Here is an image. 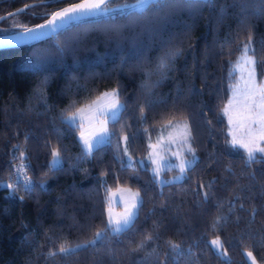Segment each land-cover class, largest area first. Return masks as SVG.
Wrapping results in <instances>:
<instances>
[{
  "label": "trees",
  "instance_id": "1",
  "mask_svg": "<svg viewBox=\"0 0 264 264\" xmlns=\"http://www.w3.org/2000/svg\"><path fill=\"white\" fill-rule=\"evenodd\" d=\"M77 1L0 0V17L8 15L0 25L18 17L24 25L13 30L22 29ZM231 3L185 5L163 24L165 43L142 37V55L133 56L128 42L109 40L111 25L93 18L40 41L0 48V264H173V258L175 264H250L245 251L264 264V157L249 162L244 149L231 146L223 114L237 78L232 65L246 42L258 62L257 78H264V14H253L259 0H248L246 13L237 5L221 18V6ZM132 13L123 7L113 15ZM37 50L46 58L31 59ZM169 51L178 55L162 74L158 58ZM121 54L130 57L126 63ZM114 88L126 108L109 121L108 141L85 153L78 126L70 129L62 118ZM177 119L189 125L195 161L182 179L159 185L147 157L149 137ZM125 136L130 155L144 166L123 163ZM53 150L61 158L56 167L50 166ZM18 163L26 165L30 191L13 184ZM103 184L139 192L130 230L105 231L94 246L61 254L62 246L85 244L105 228ZM214 237L227 258L212 248ZM172 244L180 251H171Z\"/></svg>",
  "mask_w": 264,
  "mask_h": 264
},
{
  "label": "snow or ice",
  "instance_id": "2",
  "mask_svg": "<svg viewBox=\"0 0 264 264\" xmlns=\"http://www.w3.org/2000/svg\"><path fill=\"white\" fill-rule=\"evenodd\" d=\"M42 3L46 4L48 2H53V0H41ZM215 0H136L135 4H125L123 7H131L133 10L130 16H116L113 13L120 10V5L112 7L111 5L116 4V0H84L83 3L72 4L68 8H64L59 11L51 13L50 19H45L43 24H37L34 27H23L22 30L17 33L18 37L24 41H40L41 38L51 37L58 32H66L70 27L77 26L79 22L85 20V18L103 19L108 22L111 26L108 29L112 33L109 36V40H115L117 45H121L124 42L130 43L133 47L132 55H142V49L138 45L142 44V37L147 35L149 40L158 39L161 43H165L163 36L161 34L163 24L173 17V15L179 12L185 5H187L192 10H199L193 6H203V5H214ZM248 0H232L231 4H225L221 6L219 10V15L221 18L227 14V9L229 7L240 6L241 13H246ZM261 5L260 8L254 9L253 14L259 15L264 14V0H259ZM33 7L30 5H25V8ZM22 11V10H21ZM9 15H12L11 13ZM35 15V14H34ZM47 15V14H44ZM116 19H127L125 24H116ZM139 28V31L136 29ZM7 31V30H4ZM75 37H70L69 41L75 40ZM25 47H32V45H24ZM57 52L62 54L65 50L64 46L57 43L55 45ZM249 48V44H245L244 53L242 54V59L244 63L239 65L242 71L247 73L246 76H242L243 87L233 86L232 87V97L229 99L228 104L225 105L223 109V114L228 117L229 124H237L241 128L245 129L247 135L250 137L248 143L240 144L239 141L233 139L231 146L240 147L247 150L248 160L251 162L255 159L257 153L264 154V147L253 148V145H258L260 142H264V82L259 84L256 81V65L252 57L247 56L246 52ZM178 53L165 52L161 57L158 58L156 65V71L162 74L170 69L171 63L174 61ZM31 59H44L46 56L37 50L35 53L31 54ZM130 58L125 54H121L120 60L121 64L126 63L127 59ZM247 65V67H245ZM19 67V66H18ZM151 75V73H148ZM79 88V85L77 86ZM142 87L147 88V85H142ZM108 99L102 101L98 98L93 101L86 108H77L75 112H72L69 116L63 117L65 123L71 129L76 125L77 117L83 119V113H90V120L97 121L99 116H105V120L98 121L99 127L95 128L87 137L81 132V142L85 153H91L94 148L99 147L101 144L105 143L110 137L109 130L107 128V123L109 121L115 122L118 120L121 111L126 108V105L121 103L117 99V90L113 89L111 93L105 94ZM145 119V114L141 113V122ZM173 122L168 121L166 127H172ZM188 135V126L184 125L183 128L177 126L175 136L171 133L169 135V143H175L177 137H182L181 143L185 142ZM125 140L128 139L127 136L124 137ZM162 142V141H161ZM151 147V145H150ZM189 152L193 150L188 149ZM52 155V167H55L61 163L58 150H54ZM125 155H127V150H125ZM175 155V154H174ZM193 162L184 161L180 164L181 177L182 178L185 167H191ZM154 176H158V173L153 172ZM161 183H168L166 181H160ZM32 187L31 182L25 184L26 190L30 191ZM44 185H41L43 188ZM203 187V185H201ZM139 193H131L127 200H122L124 203V211L119 215V218H113L111 212L108 214V220L104 229L96 232L95 238L85 244L76 245L74 248L61 247V254L72 253L78 249L86 248L89 245H95L99 241L105 231H110L112 235L119 236L122 233L130 230L135 218H137V208L139 206L138 201ZM205 199H207V193H205ZM152 237H148L151 240ZM215 247L217 241L212 242ZM145 245L142 243L138 246V249H142ZM170 250L173 252H179V246L172 244ZM217 252L219 249L217 248ZM149 256L152 253L148 254ZM249 257L252 253L247 254ZM167 259V257H166ZM173 264H175V258H173ZM254 264V260H253Z\"/></svg>",
  "mask_w": 264,
  "mask_h": 264
},
{
  "label": "rangeland",
  "instance_id": "3",
  "mask_svg": "<svg viewBox=\"0 0 264 264\" xmlns=\"http://www.w3.org/2000/svg\"><path fill=\"white\" fill-rule=\"evenodd\" d=\"M135 3H136V1H134V0H132V1L131 0H125V1H122L120 3L111 5V6L116 7L117 5H120L121 6L120 9H121V8H123V5H125V4L131 5V4H135ZM7 16L8 15L1 16L0 19L6 18ZM15 25H24V23L18 17L9 19L6 22V24L0 25V34H7V33H12V32H16V31L21 30V29L13 30V27ZM4 30H7V31H4ZM245 44H249V48L246 52V55L250 56L254 59V57L249 53V50L251 48V42L249 41V42H246ZM245 44H244V46H245ZM244 46L242 48L241 53L238 56V59L232 65L233 66L232 71H234L237 75L236 81L234 82L232 87L233 86L243 87L242 76L247 75V73L245 71H242L241 68L239 67V65H242L244 63V61L242 59V54L244 53ZM245 67H247V65H245ZM256 81L259 84L260 82H264V78L259 80L256 76ZM112 91H113V89L104 91L101 94H99L98 96H96L94 99H92L91 101L86 102L85 104L81 105L78 108H86L87 105H90L93 101H96L98 98H100L102 101H106L108 98L105 97V94L111 93ZM231 97H232V92L230 94L229 99ZM117 99L119 100L118 96H117ZM229 99L226 102V104H228ZM75 111H76V109L72 112H75ZM72 112L68 113L65 117L69 116ZM82 115H83V119H81L80 117H77L76 125H75V126H78V128H79L78 137H79L80 142H81V139H80L81 132H83L85 137H87L92 131L95 130V128L99 127L98 121L105 120V116H99L97 121H92V120H90L91 114L88 112H84ZM226 118H227V122H228V126H229L228 132L231 136L232 141H233V139H235V140L239 141L240 144L248 143L250 140V137L247 135L245 129L241 128L237 124L230 125L227 116H226ZM170 121L173 122L172 127H166V125L168 124V121H167L166 123L159 126L157 132L154 135H151V136L149 135L150 136L149 142H148L149 151L147 153V157L151 161V168H150L151 172L153 173L155 171L156 173H158V176H154V178L156 179V181L158 182L159 185L163 184L160 181L172 182V181H178V180L182 179L184 174H185L186 169L188 168L187 165L185 167V171L183 172L182 178L174 179L177 177H181L180 164L184 161H191L193 163L195 161V156L193 155V151L192 152L188 151L189 148H191L193 150V147L191 145L190 130H189V125H188L187 121L183 120V119L170 120ZM108 124H109V122L107 123V128L109 130ZM184 125L188 126V135H187L186 141L181 143L182 137H177L175 143H169L168 141H169L170 133L173 136H175L177 126H179L180 128H183ZM107 141H108V139L106 140V142ZM81 144H82V142H81ZM150 145H151V147H150ZM256 147H260V143L258 145H253L254 149ZM125 150H127V155H125ZM247 155H248V153H247ZM52 159L53 158H51V160H50V166L51 167H52V165H51ZM59 159L61 161L60 156H59ZM122 159H123V163L126 165L144 166V161L142 159H139L138 163H136L134 158L130 155L128 148H127V142L125 139H123V141H122ZM172 168H175L176 171H172V172H168V173L164 172L165 170H171ZM103 189H104L105 198H106V220H108L109 212H111V215L113 218H119V215L121 213H123V211H124V203L122 202V200H127L131 193H139L136 189L126 187V186H120V185H118L116 187H110L108 185L103 184ZM137 199H138V201H140V195L138 196ZM106 223H107V221H106ZM93 239H91V240H93ZM213 241H217V244L215 247L212 244ZM209 242H210L212 248L216 252H217V248L219 249V252H217V253H219L220 256H222L223 258H227V254H226V252L222 246L221 240L218 237H214V238L210 239ZM249 252L250 251L244 252L247 261L250 264H253V260H254V264H260L256 261V259L254 258L253 255L251 257H249L247 255Z\"/></svg>",
  "mask_w": 264,
  "mask_h": 264
},
{
  "label": "water",
  "instance_id": "4",
  "mask_svg": "<svg viewBox=\"0 0 264 264\" xmlns=\"http://www.w3.org/2000/svg\"><path fill=\"white\" fill-rule=\"evenodd\" d=\"M134 1H136V0H134ZM83 2H84V0H79L75 3H83ZM75 3H72V4H75ZM72 4L66 5L65 7L61 8L59 10H62L64 8H68ZM59 10H56V11H59ZM50 18H51V14H49L45 19H50ZM45 19L41 22H38L34 25H30L28 27H34L37 24H43L45 22ZM21 30L16 31V32H12V33H7V34H0V48L12 47V46H17V45L28 44V43L34 42V41L21 40L17 35V33H19Z\"/></svg>",
  "mask_w": 264,
  "mask_h": 264
},
{
  "label": "built area",
  "instance_id": "5",
  "mask_svg": "<svg viewBox=\"0 0 264 264\" xmlns=\"http://www.w3.org/2000/svg\"><path fill=\"white\" fill-rule=\"evenodd\" d=\"M12 173L14 175V182L13 184H19L25 187V184L29 181L32 184L31 178L27 172L26 165L22 163H18L15 166H13Z\"/></svg>",
  "mask_w": 264,
  "mask_h": 264
},
{
  "label": "crops",
  "instance_id": "6",
  "mask_svg": "<svg viewBox=\"0 0 264 264\" xmlns=\"http://www.w3.org/2000/svg\"><path fill=\"white\" fill-rule=\"evenodd\" d=\"M232 92V91H231ZM228 101V100H227ZM228 123V122H227ZM228 128H229V126H228ZM228 134H229V132H228ZM237 135V134H236ZM229 138H230V141L232 142V139H231V136H230V134H229ZM237 146H239V145H237ZM264 147V142H260V147ZM240 147V146H239ZM242 148V147H241ZM242 149H244V148H242ZM244 151L246 152V155H247V151H246V149H244ZM258 156H262V157H264V154H261V153H257L256 154V157H258ZM247 157H248V155H247Z\"/></svg>",
  "mask_w": 264,
  "mask_h": 264
}]
</instances>
